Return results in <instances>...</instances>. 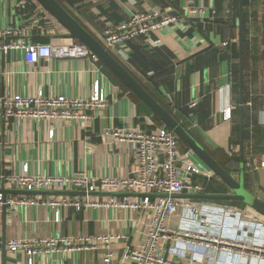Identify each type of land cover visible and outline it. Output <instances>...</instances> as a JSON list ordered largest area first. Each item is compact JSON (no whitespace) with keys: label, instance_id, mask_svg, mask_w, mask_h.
<instances>
[{"label":"crops","instance_id":"crops-1","mask_svg":"<svg viewBox=\"0 0 264 264\" xmlns=\"http://www.w3.org/2000/svg\"><path fill=\"white\" fill-rule=\"evenodd\" d=\"M56 1L221 167L238 183L243 182L244 189L251 195L264 201V0H249L247 8L243 158L239 0ZM189 6H204L209 11L215 8L216 15L202 20L190 18L185 27L177 31L152 32L150 37H139L118 48L108 47L103 40L107 27L126 21L133 13L159 9L164 13L184 15ZM6 27H18L24 34L0 37V43L30 38L36 43L87 46L72 36L38 0H0V29ZM89 50L91 54L86 57H50L35 63L27 62L21 49L7 53L0 51V96L43 93L87 99L98 83L108 101L106 107L88 110L89 118L85 120L0 118V175L21 174L28 166L33 175L70 176L85 172L92 176L124 177L130 175L136 166V145L116 139L112 131L129 129L152 133L169 128L96 52ZM229 107L232 117L225 118ZM179 151L181 157L192 151V160L203 173L188 178L204 189L185 191L178 199L196 201L205 207L231 209L247 222H264V216L241 199L192 197L197 194L234 195L236 192L181 138ZM182 166L186 168V162ZM53 190L57 189L45 191ZM7 196L86 197L14 193ZM109 197L90 196L91 200ZM151 213L149 210L108 206L81 209L68 206L61 209L60 220L56 221L52 208L45 205L9 206L0 212V264H104L106 251L103 248L82 251L43 249L31 263L25 250L11 251L3 247L15 238L103 234L124 237L113 244V264H133L126 250L139 247L145 241ZM184 216L181 209L168 219V224L179 228L183 218L186 219ZM161 250L168 259L182 263L193 262L192 256L202 253L200 248L185 249L173 241H162ZM218 262L215 256L194 264Z\"/></svg>","mask_w":264,"mask_h":264},{"label":"built area","instance_id":"built-area-1","mask_svg":"<svg viewBox=\"0 0 264 264\" xmlns=\"http://www.w3.org/2000/svg\"><path fill=\"white\" fill-rule=\"evenodd\" d=\"M229 14L230 11L227 10ZM216 15V9L209 11L204 6H189L184 15L164 13L159 9L137 12L117 25L107 27L103 40L110 48L125 46L139 37H150L152 32L179 30L188 19H206ZM24 32L18 27L0 29V37L20 36ZM21 49L29 63L50 57H86L91 54L82 44L36 43L30 38L21 41L1 42L0 51ZM107 95L97 83L94 92L87 99H76L65 95L48 96L39 93L36 96L8 95L0 96V118L18 119H62L85 120L88 110L106 107ZM225 118L232 117L228 108ZM112 135L121 141H130L136 145V166L130 175L124 177L92 176L79 173L70 176L33 175L28 166L21 174H1L0 187H12L23 190H83L141 192V197L111 196L104 200H91L86 197H29L7 196L0 193V212L4 207L18 205H45L51 207L55 220H60L63 207H98L149 210L151 218L147 225L145 241L135 248L128 247L127 257L133 264H194L206 259L218 257L217 264H264V224L247 222L241 214L231 209H217L199 205L196 201H183L174 197L185 191L200 192L204 187L189 180L188 176L203 173L192 160V151L180 156V137L169 128L147 133L129 129L113 130ZM186 162L184 168L182 163ZM264 166V164L262 165ZM167 194L168 196H163ZM184 211L182 225L172 228L168 219ZM189 219V220H187ZM236 219V220H234ZM205 225L195 228L194 225ZM247 236V237H246ZM124 238L118 234L60 236L43 239L15 238L7 241L5 247L11 251L25 250L32 263L33 257L41 250L63 249L66 251L95 250L103 248L104 264H113L115 252L113 244ZM162 241H173L185 249L200 248L193 262L182 263L168 259L161 250ZM1 248V245H0ZM204 251V252H203Z\"/></svg>","mask_w":264,"mask_h":264},{"label":"water","instance_id":"water-1","mask_svg":"<svg viewBox=\"0 0 264 264\" xmlns=\"http://www.w3.org/2000/svg\"><path fill=\"white\" fill-rule=\"evenodd\" d=\"M52 15H54L65 27L69 30L72 36L80 39L90 49L96 52L99 57L116 73L178 136L194 151L210 169L220 176L223 181L236 192L234 195H192V197L206 198V199H241L247 202L256 212L264 216V201L251 195L244 189L243 182L238 183L228 171L212 157L191 135L186 131L182 125L171 115L166 109L161 106L137 81L129 74L124 67L100 44L92 35H90L78 22L56 1V0H38ZM243 10L244 1L239 0V14H240V120H241V154L244 155V30H243ZM0 193L8 195L14 194H54V195H75V196H146V193L141 192H107L95 191L87 193L85 191H45V190H13L0 189ZM163 196H168L163 194ZM174 197H181V194H174ZM6 210V207H4ZM5 247V244L3 245Z\"/></svg>","mask_w":264,"mask_h":264},{"label":"trees","instance_id":"trees-1","mask_svg":"<svg viewBox=\"0 0 264 264\" xmlns=\"http://www.w3.org/2000/svg\"><path fill=\"white\" fill-rule=\"evenodd\" d=\"M244 1V14H243V30H244V50L247 48L248 41L246 39V33H247V21H248V11L247 8L250 4L249 0H243Z\"/></svg>","mask_w":264,"mask_h":264},{"label":"rangeland","instance_id":"rangeland-1","mask_svg":"<svg viewBox=\"0 0 264 264\" xmlns=\"http://www.w3.org/2000/svg\"><path fill=\"white\" fill-rule=\"evenodd\" d=\"M264 224V222H262Z\"/></svg>","mask_w":264,"mask_h":264},{"label":"bare ground","instance_id":"bare-ground-1","mask_svg":"<svg viewBox=\"0 0 264 264\" xmlns=\"http://www.w3.org/2000/svg\"><path fill=\"white\" fill-rule=\"evenodd\" d=\"M247 237V236H246Z\"/></svg>","mask_w":264,"mask_h":264}]
</instances>
